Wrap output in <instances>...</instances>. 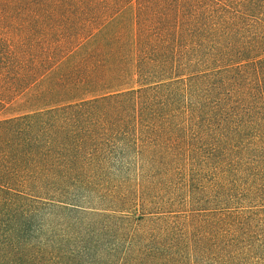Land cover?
Instances as JSON below:
<instances>
[{"label":"trees","instance_id":"1","mask_svg":"<svg viewBox=\"0 0 264 264\" xmlns=\"http://www.w3.org/2000/svg\"><path fill=\"white\" fill-rule=\"evenodd\" d=\"M34 84L0 264H264V0H0V110Z\"/></svg>","mask_w":264,"mask_h":264},{"label":"rangeland","instance_id":"2","mask_svg":"<svg viewBox=\"0 0 264 264\" xmlns=\"http://www.w3.org/2000/svg\"><path fill=\"white\" fill-rule=\"evenodd\" d=\"M116 21V20H115ZM115 21L112 22L110 25H114ZM108 28V27H107ZM133 61V60H132ZM134 62V61H133ZM132 62V63H133ZM129 71L127 72L126 76L123 78V87H137L136 82V74L134 73V68L132 65L129 66ZM46 82H43L41 86H44ZM40 86L38 84H34L24 90L22 93L16 95L10 102L6 104V106L0 110V117L10 116L14 114H19L26 112L32 109L34 103V96L38 92ZM91 95L92 93H87ZM184 194V193H183ZM185 198L187 199V194H184ZM184 197H180L179 200L183 199L182 202H185ZM88 204V203H85ZM111 213L110 210H107ZM43 220L45 221V227L47 225H53L57 222L61 224H68L74 227L78 226L79 228L86 225L88 222L92 221L95 217L94 214L89 213L88 211L84 210L83 208H60L57 205L51 204L44 208ZM54 229H49L47 232ZM104 253V252H103ZM101 260H104V257H99Z\"/></svg>","mask_w":264,"mask_h":264}]
</instances>
